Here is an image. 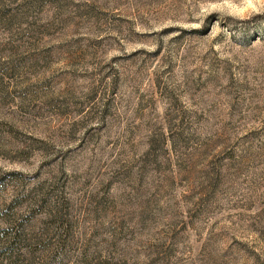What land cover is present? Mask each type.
<instances>
[{
  "label": "rangeland",
  "instance_id": "374dc122",
  "mask_svg": "<svg viewBox=\"0 0 264 264\" xmlns=\"http://www.w3.org/2000/svg\"><path fill=\"white\" fill-rule=\"evenodd\" d=\"M0 264H264V0H0Z\"/></svg>",
  "mask_w": 264,
  "mask_h": 264
}]
</instances>
